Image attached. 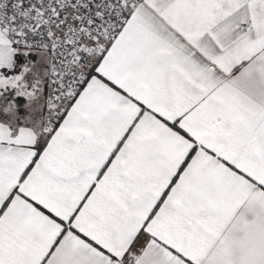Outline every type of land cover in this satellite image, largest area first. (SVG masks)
Masks as SVG:
<instances>
[{
  "label": "snow or ice",
  "instance_id": "1",
  "mask_svg": "<svg viewBox=\"0 0 264 264\" xmlns=\"http://www.w3.org/2000/svg\"><path fill=\"white\" fill-rule=\"evenodd\" d=\"M0 264H264V0H0Z\"/></svg>",
  "mask_w": 264,
  "mask_h": 264
}]
</instances>
